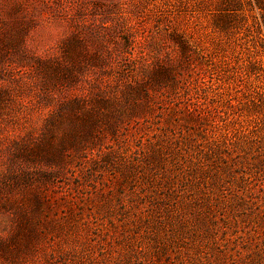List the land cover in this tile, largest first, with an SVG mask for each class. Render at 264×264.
Instances as JSON below:
<instances>
[{
	"label": "rangeland",
	"instance_id": "obj_1",
	"mask_svg": "<svg viewBox=\"0 0 264 264\" xmlns=\"http://www.w3.org/2000/svg\"><path fill=\"white\" fill-rule=\"evenodd\" d=\"M0 264H264V0H0Z\"/></svg>",
	"mask_w": 264,
	"mask_h": 264
}]
</instances>
